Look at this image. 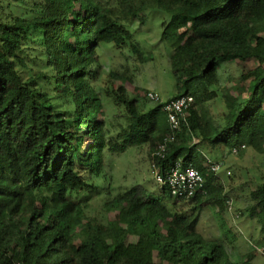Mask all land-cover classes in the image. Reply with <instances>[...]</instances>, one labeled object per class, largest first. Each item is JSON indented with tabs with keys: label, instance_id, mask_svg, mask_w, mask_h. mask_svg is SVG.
Here are the masks:
<instances>
[{
	"label": "trees",
	"instance_id": "trees-1",
	"mask_svg": "<svg viewBox=\"0 0 264 264\" xmlns=\"http://www.w3.org/2000/svg\"><path fill=\"white\" fill-rule=\"evenodd\" d=\"M149 10L161 13L174 47L176 92H154L155 105L150 91L130 96L114 70L116 90L97 83L99 48L139 55L130 27ZM245 59L254 66L239 73L235 94L219 89V63ZM220 93L215 121L201 106ZM185 94L187 121L172 130L164 104ZM199 144L264 153V0H0V264H237L225 244L235 233L198 230L201 209L226 197ZM142 145L151 173L179 161L203 175L202 188L166 204L164 185L158 194L115 186L111 154ZM248 195L242 214L264 243V181Z\"/></svg>",
	"mask_w": 264,
	"mask_h": 264
},
{
	"label": "rangeland",
	"instance_id": "rangeland-1",
	"mask_svg": "<svg viewBox=\"0 0 264 264\" xmlns=\"http://www.w3.org/2000/svg\"><path fill=\"white\" fill-rule=\"evenodd\" d=\"M158 10H149L147 17L139 23L132 24L130 29L134 40L140 49V54H134L127 48L115 49L112 46H102L98 53L102 62V75L97 83L102 87L116 90L119 80L109 77L111 70L121 74L126 79L127 92L130 96L145 94L146 91L156 92L162 100L168 99L176 92L175 79L170 69L169 58L174 52L171 39L162 37V16ZM254 66L252 59L227 60L219 63L216 72L218 88L227 89L235 94L233 89L237 84V77L242 70ZM208 89H217V84ZM111 89L106 93L110 94ZM139 92V93H138ZM108 102V97H105ZM221 93L215 98L203 102L201 110L207 117L215 121L222 119L225 109ZM157 102L151 100L150 105ZM109 122L117 125V106L112 103L106 105ZM188 114L183 119L187 121ZM196 140L197 138L194 137ZM197 151L208 156L212 161L221 164L216 172V184H222L225 200H217L201 209L198 230L207 237H222L226 229H230L236 236L226 238L225 244L229 258L237 264H243L245 258L250 257V264H264V243L256 239L255 222L242 214L250 204L249 192L264 181V153H258L246 148L238 154L231 152L228 147L210 149L205 144H199ZM149 162V150L146 145L129 147L123 152L114 151L111 154L107 172L115 186L130 187L134 183L146 185L153 193L158 194L155 182V172ZM162 201L170 204L175 197L165 191L161 194ZM206 199V198H205ZM211 201V200H210ZM97 204V199L93 201ZM223 205L221 208L220 206ZM98 207V206H97ZM255 221V222H254Z\"/></svg>",
	"mask_w": 264,
	"mask_h": 264
},
{
	"label": "built area",
	"instance_id": "built-area-1",
	"mask_svg": "<svg viewBox=\"0 0 264 264\" xmlns=\"http://www.w3.org/2000/svg\"><path fill=\"white\" fill-rule=\"evenodd\" d=\"M147 96L153 100L156 99V93L150 91ZM193 97L190 95H183L175 99L169 100L164 104V111L166 113L167 121L172 130L179 129L180 117H183L185 111L189 108ZM181 115V116H180ZM164 145L160 146L163 150ZM236 152V149H233ZM210 169L212 172H217L220 169V164L209 160ZM155 172V180L158 184L164 185L169 193L178 199H188L196 190L202 188L204 178L203 175L194 167L184 166L177 161L164 174H162L155 166L152 167Z\"/></svg>",
	"mask_w": 264,
	"mask_h": 264
},
{
	"label": "clouds",
	"instance_id": "clouds-1",
	"mask_svg": "<svg viewBox=\"0 0 264 264\" xmlns=\"http://www.w3.org/2000/svg\"><path fill=\"white\" fill-rule=\"evenodd\" d=\"M185 95H189V94H185ZM181 96H183V95H181ZM191 96V95H190ZM178 97H180V96H178ZM177 98V97H176ZM190 105H191V103H190ZM189 108H190V106H189ZM189 108L185 111V113H187L188 114V112H189ZM166 114V113H165ZM242 147H244V146H242ZM236 149V148H235ZM232 152H233V150H232ZM233 153H235V154H237V149H236V152H233ZM220 166H221V164H220ZM221 168V167H220ZM153 169V168H152ZM215 173V172H214ZM155 182H156V180H155ZM158 185H161V184H158ZM171 197H173L172 195H171Z\"/></svg>",
	"mask_w": 264,
	"mask_h": 264
}]
</instances>
